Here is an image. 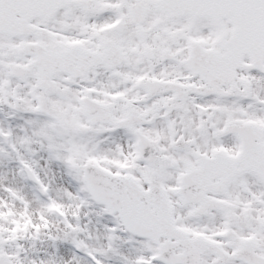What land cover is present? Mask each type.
Wrapping results in <instances>:
<instances>
[{
	"label": "snow or ice",
	"instance_id": "1",
	"mask_svg": "<svg viewBox=\"0 0 264 264\" xmlns=\"http://www.w3.org/2000/svg\"><path fill=\"white\" fill-rule=\"evenodd\" d=\"M0 264H264V0H0Z\"/></svg>",
	"mask_w": 264,
	"mask_h": 264
}]
</instances>
